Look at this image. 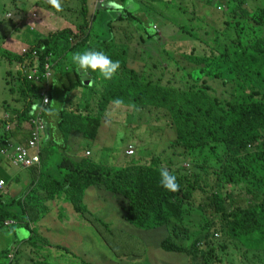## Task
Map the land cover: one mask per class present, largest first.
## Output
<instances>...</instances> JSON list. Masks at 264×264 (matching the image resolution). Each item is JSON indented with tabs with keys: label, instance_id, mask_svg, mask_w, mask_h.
<instances>
[{
	"label": "trees",
	"instance_id": "16d2710c",
	"mask_svg": "<svg viewBox=\"0 0 264 264\" xmlns=\"http://www.w3.org/2000/svg\"><path fill=\"white\" fill-rule=\"evenodd\" d=\"M204 3V12L190 15L189 25H179L178 21L173 24L174 38L183 35L182 41L191 40L195 45L188 53L185 47L180 51L172 49L173 45L166 46L153 24L155 30L151 26L153 30L150 27L149 32L140 28L145 32L138 35L141 49L134 50L131 58L124 47L121 48L126 51H103L100 43L108 38L98 37L96 47L90 44L94 37L92 27L97 28L95 19L87 16L75 35L65 29L38 41L35 48L40 50L39 68L44 70L46 58L52 54L53 77L64 83V90L72 94L84 88L87 92L76 104L64 106L53 124L48 122L50 133L43 139L45 142L48 137L44 146L63 150L57 176L44 170L43 154L48 149L44 148L41 162L28 168V173H20L14 181L19 194L10 200H0V227L5 226L6 220L14 226L24 225L31 234L28 245L36 246L43 236L45 243L40 244L53 246L51 251L58 249L53 255L70 254L66 245L46 241L49 238L45 232L33 226L46 217L48 200L56 202L62 195L75 212L86 216L90 208L85 195L89 188H96L105 210L111 208L116 215L118 226L129 231L156 228L152 232L159 235L150 237L149 249L150 255L161 251L160 264H225L226 257L235 264L234 252L242 264H264V6L255 8L252 0H224L225 9L220 6L222 2L216 6L221 13L219 17L215 10L214 14L205 13L206 8L211 11L213 0ZM84 12L87 15L86 8ZM74 36L82 38L72 44ZM110 41L109 46L115 45V38ZM78 46H84L81 50L103 51L119 61L120 67L113 78L105 80L99 71L90 69L88 76L95 85L84 86L86 82L82 83L72 61L66 60L68 52L79 51ZM158 46L162 47L165 58L152 60L157 57ZM28 56H18V63L26 64ZM143 59L146 61L141 62ZM61 63L62 70L57 69ZM29 66H32L30 62ZM163 70L172 74L164 75ZM18 76L21 92L39 93L40 83L29 81L21 70ZM99 79L103 88L97 94ZM117 98L123 101L119 106L114 104ZM121 108L152 114L156 122L165 120L158 128L162 129L163 137L150 148V158L129 156L126 166L117 167L97 162L92 154L79 157L82 140L97 145L101 142L103 147L107 130L112 133V139L107 141L111 145L127 140L122 132L127 133L129 125L124 124L126 112ZM117 117L123 121L113 119ZM109 122L114 125H108ZM101 127L104 133L98 137ZM163 145L155 153L157 146L160 149ZM100 154L96 153L97 158ZM188 161L189 164H182ZM162 168L176 176L179 191H168L161 186ZM41 180L42 187L33 195L34 185ZM233 189L238 191L234 194ZM239 191H244L248 198L239 196ZM43 199L41 209L39 201ZM206 210L212 211L213 220L205 217ZM199 217L201 220L194 224ZM101 220L106 225L113 221ZM72 232L66 233V239ZM213 233L222 237L219 234L220 239L216 240ZM78 239L80 233L75 240ZM53 240L59 239L53 235ZM9 250L3 252L7 261L1 264H20L8 261ZM10 251L15 260L21 255L17 248ZM150 255L149 261L155 264ZM47 257L44 251V257L37 260L51 264Z\"/></svg>",
	"mask_w": 264,
	"mask_h": 264
},
{
	"label": "crops",
	"instance_id": "0c3cea01",
	"mask_svg": "<svg viewBox=\"0 0 264 264\" xmlns=\"http://www.w3.org/2000/svg\"><path fill=\"white\" fill-rule=\"evenodd\" d=\"M149 1L152 2L155 0ZM163 2L166 1L163 0ZM11 3L14 6V13L12 14L8 12L3 17V15L1 14L2 9H5L8 6L9 1L0 0V60L5 61L8 65L12 63L13 60L18 68L17 74L21 70V63H18L17 57L21 55V51L23 48L32 49V47H35L37 45L39 40L47 38L50 33H55L56 31L70 29L72 30L73 35H75V33L77 32V27L81 26L84 23V19L86 18V16L88 18H93L95 19L94 21H96L97 29L92 27L94 37L90 40V44L93 43V47H96L98 37L102 39V37L105 36L108 38V42L106 41L100 43V47L102 48L101 50L104 49L106 51L113 52H116L117 50L126 51L121 48L124 47L128 50L127 55L129 58H131V56L133 55L132 52L134 50L140 51L141 49L140 45L133 46V44H131L133 34H135L137 40H139L138 35L143 36L145 34V32L142 33V31L140 30L141 27H143L145 31L149 32L148 29L151 26L153 27V25H156L160 29L161 35L165 38L167 29L175 28L173 24L175 21H177V15L175 18V16L170 12V8H163L161 16L166 20V22L163 25H159L156 20L150 18V13L152 11L149 10V7L145 5L143 0H62V11L59 12L54 8L51 9L45 6L44 4H50L42 0H37L35 4L32 3V0H11ZM84 8H86L87 10V15L84 12ZM152 8L153 6L150 5V9ZM9 14L11 15V17H6ZM130 17H132V19ZM121 18L123 20H120ZM5 19L11 20L12 23H6ZM24 32H26V35ZM112 33L114 34V37H111ZM170 35L171 38H174L173 33H171ZM73 38L74 41H71V43L75 44L82 37L78 38L77 36H74ZM110 38H115V45L109 46L110 43H112L110 41ZM25 40L30 41L29 44H24L23 42ZM32 40L36 42H33V44ZM6 54L10 55L9 58L12 59L11 61L8 57L5 56ZM71 54H73V52H71ZM110 54L112 53L110 52ZM48 56V63H50L51 65V62L53 61L52 59L54 58L52 54H49ZM140 56H142V54ZM40 61V57L32 58L31 56H28L26 64H29L30 62L32 65H40ZM62 68L63 64L61 63L57 69L62 70ZM8 69L9 68L7 65L3 67V65L0 64V181L5 180L6 182L5 185L0 186V200H10L12 199V197H16L19 194V188H16L13 185L14 181L20 173H28L27 170L29 169L27 167L23 165H16L12 162L14 149L10 147V144L13 146L27 145V141L29 139V124L27 123V120H31V116L29 115V113L32 114V121L40 116L42 120H45L47 124L45 134L43 136L41 135L42 139L39 141V145L37 148V152L41 160L42 150L44 148H50L49 146H44V143L47 142L48 137L45 142L43 141L44 137H46L47 134L50 133V130L48 129V122L50 124H53V122H55V118L58 116L57 114L64 106L70 103L76 104L78 102V99H82V97L85 96L84 94L87 92L86 90H84V88H82L74 91V93L72 94H68V92H66L63 88L64 83L62 84L57 78L53 77L51 80L52 87H50L51 105L49 104V106L45 107L43 106V99H41L40 96L42 86L38 94L32 93L31 95L28 92H21L22 85H20L21 83L19 81V76L17 78V84L15 85L11 73L8 72ZM88 71H90V69ZM86 76H88V74ZM102 82L103 81L99 79L98 83L96 84L97 94L101 93V89L103 88ZM82 83H84L83 85L87 87L95 85L94 81H92V78L90 77L87 80L82 81ZM29 99H32V102ZM66 99H68V101H66ZM56 105L59 107L57 110H54V107ZM24 112H27L26 117H22ZM11 127H13V130L10 133L7 132V130ZM121 130H123V127H121ZM103 132L104 131L102 130L101 134ZM111 134L112 133H110L109 130L105 131V137L107 141H110V139H112ZM6 147H8L10 151L1 154V151ZM103 149V147L97 144L94 151H92V149H85L80 146L77 155L84 158L87 157L86 152L89 151L92 154V157L97 160V162H105L104 164L117 167H124L129 162V160L126 159V157L128 158L129 156L125 154L127 147L123 152L124 154L122 153L120 157H115L113 153H110L108 149H105V153H108L105 154L106 159L102 160L100 154L98 160L96 153L103 152ZM43 162L46 163L45 153L43 154ZM55 169L58 172V164L55 165ZM88 193H91L95 202L88 201ZM85 198L87 200L85 202L88 207L91 205L102 206V209L99 212L90 211L93 214L92 219H96L94 217L95 213L101 214L105 212L106 206L100 201L96 188H89L87 190ZM48 201L50 207H48L46 217L57 214L60 209L65 210V212L66 210L74 211L73 206L70 203H67L68 201L65 200L64 195L58 197V200L56 202L51 203L50 199ZM75 213H77L80 216L79 219H83L84 222H72L69 219H63V221L66 223H58L55 219L50 218L44 219L41 222L38 221L33 227L39 228L40 232H45L46 237L49 238L46 239V241L50 240L54 243L65 244L66 233L69 230H74V232H72L74 233L72 237L77 239L79 237L78 230L80 229V226L84 225L85 227H87V225L92 224L89 220H87V214L89 212H86V216L77 211ZM66 214L68 213L66 212ZM7 221L10 222V220H6L5 225H12V223L8 224ZM18 227L26 226L20 225ZM4 233L5 230H0V236H3ZM8 235L11 236L12 245L10 247L2 249V255L5 250L8 251L11 248H17V250L21 252V255H25L28 264L33 263V257L32 262L28 261L30 245L26 243L31 234L28 235L25 233H21L16 227L13 228ZM53 235H55L59 240L54 241ZM80 236L81 239L78 240H82L84 237L82 234H80ZM46 247L51 248L53 246L46 245ZM64 254L65 253L63 252L62 256H64ZM7 259L11 262L15 261V257L13 259L7 257Z\"/></svg>",
	"mask_w": 264,
	"mask_h": 264
},
{
	"label": "rangeland",
	"instance_id": "374dc122",
	"mask_svg": "<svg viewBox=\"0 0 264 264\" xmlns=\"http://www.w3.org/2000/svg\"><path fill=\"white\" fill-rule=\"evenodd\" d=\"M9 4L5 9H2V15L3 17L5 16L6 13H14V6L11 3V0H8ZM102 1V0H100ZM145 5H147L149 7V10H151L152 12L150 13V18L153 20H156L159 25H163L166 20L162 18L161 13L163 12V8H170L171 9V13L175 16L177 15V21L179 23V25L182 24H186L189 25V17L190 15H196L198 12H204V1L205 0H164L166 2H163V0H155V1H149V0H143ZM37 2V0H32V3L35 4ZM222 2V6L223 9H225V3L224 0H213V4H211V11L209 8L205 9V13L206 14H210L211 12L214 14V10L215 15L221 17V13L218 12V8L216 10V6L219 5ZM252 3L254 5L255 8L257 7H263L264 6V0H252ZM172 4H174V6L176 8H181L183 10H185V14H183V10H177ZM150 5L153 6L152 9H150ZM192 10V11H191ZM192 13V14H191ZM6 17H11V15H7ZM13 20V19H12ZM6 23H12L11 20L9 19H5ZM157 27V30L160 32V29ZM175 28H168L167 32H166V36H165V41L163 42L166 46H172V49H176L179 48L180 51H184V47L186 48V53L191 52L194 49V44L192 43L191 40H185V37L182 35L180 37V39L178 38H171V33L174 32ZM26 35V32H24ZM87 33V31L85 32ZM180 36V34H179ZM227 38V37H226ZM177 39V40H176ZM30 41H24V44H29ZM34 42V40H32V43ZM36 42V41H35ZM34 42V43H35ZM33 43V44H34ZM100 43V42H99ZM131 44H133V46H138V40L135 36V34H133V39ZM149 47H150V43ZM152 46V45H151ZM84 47V46H83ZM82 46L77 48V50H79V52H82L84 50H81L83 48ZM199 50V49H197ZM78 52V51H77ZM112 56H115L113 53L111 54ZM71 52H68L66 54V57L68 59V61H71ZM156 58L152 57V60H158V58L164 59V55H163V51H162V47H157V52H156ZM141 62L146 61L145 59L140 60ZM0 64L3 65V67H5L6 65L8 66V72L11 73L12 79L14 84H17V78H18V68L15 62L10 63L9 65L3 61L0 60ZM72 66L74 68H76V66L71 62ZM170 64V62H169ZM170 67V66H169ZM172 67V66H171ZM170 67V68H171ZM176 68V67H175ZM77 70V68H76ZM164 71V75L165 74H172V72L170 71ZM160 72V71H159ZM178 75V73H177ZM176 76V73H175ZM185 76V75H184ZM177 77V76H176ZM186 80L188 79L187 76ZM19 83V82H18ZM17 95V94H16ZM59 106H55L54 110H57ZM123 111L126 112V115L124 116V124H128L129 129L128 132L126 133L124 130L122 132L124 139L127 140H122V142L117 143L116 145H111V143L109 142H103V152H101V158L106 159L105 158V149H108V151L110 153H113L115 157H120L121 154L125 151L127 145H131L134 148V154L132 156H138L141 157L143 159L148 160L151 156V151L150 148L152 147V145L154 143H157V145L160 142V137H163V132L162 129H158L161 128L160 125H164L165 120L162 119L160 121H154L153 119V115L152 114H147V113H138L132 110H128V109H124L121 108ZM84 119L85 116H84ZM116 121H123L121 120L119 117L117 118H113ZM108 125H114V123L109 122ZM102 131V127L99 129V134L98 137L100 136ZM104 133V132H103ZM102 133V134H103ZM96 136V135H95ZM104 139L106 140V138L104 137ZM71 140V138H70ZM98 140V138H97ZM99 141V140H98ZM104 141V140H102ZM101 145V142H99ZM102 143V144H103ZM126 145V147H125ZM81 146L85 149H92V151H94L96 144H94V142L92 141H88V140H82L81 142ZM125 147V148H124ZM165 145H163L160 149L157 146L155 153H159L161 151L162 148H164ZM142 149V150H139ZM62 149L59 147H50L46 150V166L44 168L45 172H48L51 176L56 177L57 176V171L55 169V165L58 164V162H60L61 160V156H62ZM85 151V150H84ZM147 151H149V153H147ZM95 153V152H94ZM124 154V153H123ZM99 160V158H98ZM105 163V162H102ZM184 163V165L187 163L189 164L190 162H182V164ZM42 180L43 177H42ZM42 180L39 182L37 181V184L34 185V192L33 195L36 193L37 190H39L42 187ZM238 190H234L233 192L234 194L237 192ZM89 202H95L94 198L92 197L91 193H88ZM239 196L241 197H246L248 198V196H246L244 194V191H239ZM87 197V196H86ZM44 204V199L39 201V206H42ZM90 211L93 212H99L102 209V206H98V205H91L89 206ZM57 211V210H55ZM111 208H107L105 210V212L98 214L95 213L94 217L96 219H92L93 214L92 212H89L87 214V220H89L92 224L87 225V227H85L83 225L80 226L81 228L78 230V232L80 234H82L84 237L82 240H74L75 238L72 237V235L74 233H71V236L69 239H65V244L69 249H70V254H64V256H62L60 254V256H55L53 255V251L54 250H58L56 248H53L51 251V248L46 249V245L40 244V243H45V239L43 236H41L38 239V242L36 244V246H30L29 247V258L28 261H31V258L33 257L34 260L38 261L37 259H41L42 256L44 257V251L48 254L47 257V262L51 263L53 262V264H88L90 262V264H152L149 261V255H150V249H149V243H150V237L153 236H158L159 233H154L152 232V230H155L156 228L147 230V231H143L141 230H136V231H129L126 230L123 226L122 228L120 226H118L117 222L114 220V218L116 217L115 214H113ZM66 212L68 214H66ZM62 210L60 209L57 214L55 215H50L44 219H50L53 218L56 220V222L58 223H66L63 221V219H69L72 222H84L83 219H79V215L77 213H75V211H70V210ZM193 213H195V211H191ZM203 214L205 215V217H207L208 220H213L214 217L212 216V211L211 210H206L205 212H203ZM100 219H104V220H113L112 223L110 224H105L103 222V220ZM201 220V218H196L193 223L196 224ZM21 232V233H25V234H30L29 229H27L26 227H18V226H14V225H5V226H1L0 230H5V233L3 236H0V264L5 261L6 259L3 257L2 255V249L10 247L12 245V241H11V236H9L8 234L10 233V231L13 228H16ZM158 229V228H157ZM195 229V227H192V230ZM211 232H213L211 230ZM76 233V232H75ZM220 234V233H219ZM219 234L213 233L214 239L218 240L222 237V235L220 234V238ZM188 236L191 237V232L188 233ZM107 241V242H106ZM40 242V243H39ZM50 242V241H49ZM71 243V244H70ZM32 250V252H31ZM61 252V251H60ZM165 252V251H163ZM230 252H232V250H230ZM158 255H161V251L157 250L155 251L152 255H150V260L153 261L155 264H160L161 262L158 259ZM228 257H226V260H224L225 264H232L231 262H229V258L227 260ZM234 258V263L235 264H242L241 260L237 258V255L234 252L233 255ZM32 259V260H33ZM111 259H115V262H112ZM7 261V260H6ZM15 262L20 263V264H28L27 260L25 258V255H21L17 258V260H15ZM121 262V263H120ZM173 263H177L174 261H170ZM35 264H44L43 262H36Z\"/></svg>",
	"mask_w": 264,
	"mask_h": 264
},
{
	"label": "clouds",
	"instance_id": "9594fccd",
	"mask_svg": "<svg viewBox=\"0 0 264 264\" xmlns=\"http://www.w3.org/2000/svg\"><path fill=\"white\" fill-rule=\"evenodd\" d=\"M46 2L50 4L54 9H56V11L58 12L62 11V0H46ZM70 59L72 63L76 66L77 71L80 73L81 76H86L88 74V70L91 69L92 71H99V73L105 80H111L120 67L119 61H114L105 52L94 50V49H86L83 52H79V51L75 52L72 54ZM122 103L123 101L120 98H117L114 100V104H116L117 106L121 105ZM29 115L31 116V120H27V123L29 124V139L27 141V145L13 146L10 144V147L14 149L13 156H12L13 163H14L15 156L17 155V150L19 147H25L28 149L30 147V141L32 140V114L29 113ZM12 130H13V127L8 129L7 132L10 133ZM9 151L10 150L8 149V147H6L5 149L1 151V154L5 152H9ZM16 165H20V164H16ZM25 167L30 168L32 167V165L25 166ZM160 175H161L160 184L163 188H165L168 191H172V192L179 191L180 185L177 181L176 176L173 173H171L167 168H162L160 169ZM2 181L5 182V180H2ZM7 223L11 224L13 222L7 221ZM10 250L7 256L10 259H13L15 255Z\"/></svg>",
	"mask_w": 264,
	"mask_h": 264
},
{
	"label": "built area",
	"instance_id": "2783aa9c",
	"mask_svg": "<svg viewBox=\"0 0 264 264\" xmlns=\"http://www.w3.org/2000/svg\"><path fill=\"white\" fill-rule=\"evenodd\" d=\"M46 2V0H42ZM100 1V0H99ZM155 30V27H153ZM40 54V50L32 47L31 49L23 48L21 51V55H29L32 58H38ZM49 60V56L46 58V64L44 66V70H41L38 65L29 66V64H21V72L27 76L29 81L32 82H40L42 86V90L40 93L41 99H43V106L47 107L50 104V87L51 80L53 78V72L50 63H47ZM40 115V113H39ZM47 128V124L45 120H42L40 116L37 119L32 121V136L33 139L30 141V147H19L17 150V155L15 156L14 163L31 166L37 163H40V156L37 152V148L39 145V141L42 139L41 137L45 134ZM42 135V136H41ZM90 152H86V156H90ZM127 156H132L134 154V148L129 145L125 151ZM4 181H0V185L2 186Z\"/></svg>",
	"mask_w": 264,
	"mask_h": 264
},
{
	"label": "water",
	"instance_id": "95a60500",
	"mask_svg": "<svg viewBox=\"0 0 264 264\" xmlns=\"http://www.w3.org/2000/svg\"><path fill=\"white\" fill-rule=\"evenodd\" d=\"M89 77L88 76H83L81 77V80L84 81V80H87Z\"/></svg>",
	"mask_w": 264,
	"mask_h": 264
}]
</instances>
